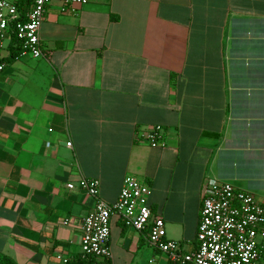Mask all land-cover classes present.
<instances>
[{
  "label": "crops",
  "instance_id": "0c3cea01",
  "mask_svg": "<svg viewBox=\"0 0 264 264\" xmlns=\"http://www.w3.org/2000/svg\"><path fill=\"white\" fill-rule=\"evenodd\" d=\"M19 16L29 2L14 0ZM44 7L40 57L0 43V253L16 264L79 260L98 180L112 203L131 175L165 238L195 249L207 178L264 208V0H87ZM162 128L163 146L141 133ZM109 264L168 260L146 231L109 217ZM264 228V226H263ZM259 260L264 264V240Z\"/></svg>",
  "mask_w": 264,
  "mask_h": 264
},
{
  "label": "built area",
  "instance_id": "2783aa9c",
  "mask_svg": "<svg viewBox=\"0 0 264 264\" xmlns=\"http://www.w3.org/2000/svg\"><path fill=\"white\" fill-rule=\"evenodd\" d=\"M51 0H29L24 19L19 20L14 0H0V43L6 32L14 33L20 52L40 57L38 29L45 5ZM87 0H60L61 11L73 10ZM1 69V65H0ZM150 147L163 146L162 128L153 125L141 133ZM66 187H77L93 199L91 210L80 222L79 257L84 264H109L107 239L111 214L128 228L146 231L147 243L165 253L170 262L191 264H256L264 240V208L251 193L227 181L207 178L200 188L199 217L195 249L184 253L180 244L165 238L163 221L147 204L150 188L131 175H124L115 200L106 203L98 197V180L80 177ZM60 264H72L61 258Z\"/></svg>",
  "mask_w": 264,
  "mask_h": 264
},
{
  "label": "trees",
  "instance_id": "16d2710c",
  "mask_svg": "<svg viewBox=\"0 0 264 264\" xmlns=\"http://www.w3.org/2000/svg\"><path fill=\"white\" fill-rule=\"evenodd\" d=\"M26 2H29V0H26ZM23 19H24V17L20 15L19 20H23ZM9 35H10L11 42L14 44V47L11 50V55H13L16 52H20V47H19V44L17 43L16 38L14 36V33L11 29L9 30ZM71 262H72V264H84L87 262V260L79 259V260L71 261ZM0 264H16V263L11 258H9L8 256L0 253Z\"/></svg>",
  "mask_w": 264,
  "mask_h": 264
}]
</instances>
